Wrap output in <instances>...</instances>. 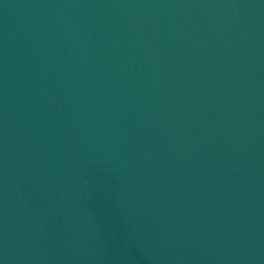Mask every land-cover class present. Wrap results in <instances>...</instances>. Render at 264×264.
I'll list each match as a JSON object with an SVG mask.
<instances>
[{"label": "water", "instance_id": "1", "mask_svg": "<svg viewBox=\"0 0 264 264\" xmlns=\"http://www.w3.org/2000/svg\"><path fill=\"white\" fill-rule=\"evenodd\" d=\"M0 264H264V0H0Z\"/></svg>", "mask_w": 264, "mask_h": 264}]
</instances>
